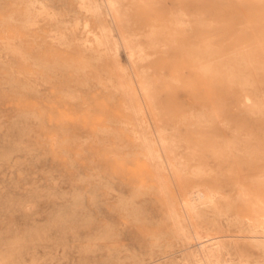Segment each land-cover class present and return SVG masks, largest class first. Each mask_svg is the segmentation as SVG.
I'll return each mask as SVG.
<instances>
[{"label": "rangeland", "instance_id": "1", "mask_svg": "<svg viewBox=\"0 0 264 264\" xmlns=\"http://www.w3.org/2000/svg\"><path fill=\"white\" fill-rule=\"evenodd\" d=\"M94 3L0 0V264H203L183 232L212 236L186 225L212 198L183 201L264 149V0ZM251 221L212 264H264Z\"/></svg>", "mask_w": 264, "mask_h": 264}, {"label": "crops", "instance_id": "2", "mask_svg": "<svg viewBox=\"0 0 264 264\" xmlns=\"http://www.w3.org/2000/svg\"><path fill=\"white\" fill-rule=\"evenodd\" d=\"M263 151L264 149H258V154L250 157L247 147L240 149L231 147L229 166V149L226 148L224 170L225 176L230 174L231 178L212 179V205L209 206L212 209V221L211 217L198 218V213L206 208L200 206L198 213L193 214L186 225L189 227L192 225L202 233L210 232L212 237L218 238L223 243V247L226 246L224 242L249 241V235L253 234L254 230L251 218L259 207V201L252 202V205L249 201L252 200L251 195L254 193L264 196V161L256 162L261 155L259 152ZM243 190L246 195H243ZM248 262L250 261L247 260L246 263Z\"/></svg>", "mask_w": 264, "mask_h": 264}, {"label": "bare ground", "instance_id": "3", "mask_svg": "<svg viewBox=\"0 0 264 264\" xmlns=\"http://www.w3.org/2000/svg\"><path fill=\"white\" fill-rule=\"evenodd\" d=\"M85 2H86V6H88L90 8H92L96 5L94 3V0H85ZM115 3H116V0H104V4L107 7L108 13L110 15L112 14V8H113ZM107 30H108V28H104V30H103L104 34L100 38L97 39V42L100 45L104 46L103 47L104 51L107 52L112 58V66H113L114 70L119 74V76H118L119 87L126 90L127 92L131 93L133 75L127 74L126 73V69H127L126 66H123L119 62V60L117 59V57H116L117 56V47H119L118 44L120 41L116 40L114 43L111 44V42L109 40V36L106 35V33H105V31H107ZM126 54H127V58L129 61V65H131L134 60H140L144 56L141 48H135L133 46H129L127 48ZM136 77H137V75L135 76V78ZM245 99L247 102L249 101L248 96H246ZM144 142H145V140H144ZM157 142L163 143L162 138L158 137ZM206 197L210 198V200L212 198V196H210V195H205V193L201 190L193 191L190 193L189 198L183 201V204L186 206L188 205L194 209L196 207V202L198 200H201L202 198H206ZM181 205H182V203H181ZM182 209H184V208H182ZM184 214H186V213H184ZM254 216H255V222L258 223V225L261 227V229L264 232V201L259 203V207L257 210H255ZM177 222H180V220H178V218H177ZM181 231H184L183 226H181ZM183 235L186 236V238L193 244V246H195L192 250V253H194V255H196L199 258V260H202L203 264H212V257H214L213 260H215L216 262L219 260V258L217 256H215L216 252L219 249V244H218L217 239H215L212 236L203 238V236L201 234H199L193 230H191L189 232V234H187V235H185L183 232ZM263 238H264V235H263Z\"/></svg>", "mask_w": 264, "mask_h": 264}]
</instances>
